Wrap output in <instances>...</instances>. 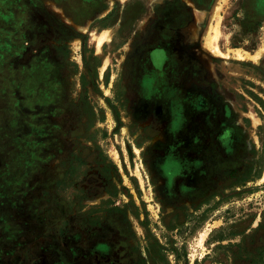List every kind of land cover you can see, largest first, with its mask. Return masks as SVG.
Masks as SVG:
<instances>
[{
    "label": "rangeland",
    "instance_id": "obj_1",
    "mask_svg": "<svg viewBox=\"0 0 264 264\" xmlns=\"http://www.w3.org/2000/svg\"><path fill=\"white\" fill-rule=\"evenodd\" d=\"M0 264H264V0H0Z\"/></svg>",
    "mask_w": 264,
    "mask_h": 264
},
{
    "label": "crops",
    "instance_id": "obj_2",
    "mask_svg": "<svg viewBox=\"0 0 264 264\" xmlns=\"http://www.w3.org/2000/svg\"><path fill=\"white\" fill-rule=\"evenodd\" d=\"M86 2H89V0H86Z\"/></svg>",
    "mask_w": 264,
    "mask_h": 264
},
{
    "label": "flooded vegetation",
    "instance_id": "obj_3",
    "mask_svg": "<svg viewBox=\"0 0 264 264\" xmlns=\"http://www.w3.org/2000/svg\"><path fill=\"white\" fill-rule=\"evenodd\" d=\"M90 6H91V4H90Z\"/></svg>",
    "mask_w": 264,
    "mask_h": 264
}]
</instances>
